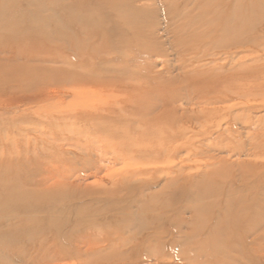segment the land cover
Returning <instances> with one entry per match:
<instances>
[{"label":"bare ground","instance_id":"6f19581e","mask_svg":"<svg viewBox=\"0 0 264 264\" xmlns=\"http://www.w3.org/2000/svg\"><path fill=\"white\" fill-rule=\"evenodd\" d=\"M140 1L143 0H0V44L7 46L8 42L11 47L25 50L68 49L76 53L80 64L118 51L132 53L134 61H137L155 48L152 37L155 24L150 21L152 16L146 6L135 5ZM158 1L165 10L166 0ZM257 1L188 0L189 4L179 15V24L174 26L184 53L196 64L212 65L220 61L226 64L214 71L196 70L193 73L196 82L193 85L182 84L187 87L188 93L202 92L201 99L205 100L196 105L191 113L183 112L186 115L183 121V116L179 117L169 108L161 109L159 106L161 101L168 105L174 100L173 96L159 93V101L156 99L153 102L145 94L146 90L134 83H129L131 94L121 97L118 81H103L104 84L99 85L101 90L98 89V97L101 98L93 104L83 100L86 97L84 92L76 91L78 88H90L85 85L73 87L72 98H75L70 100V97V101L67 99L69 102L62 99L63 96L50 97L45 90V94L35 90L36 93L26 98L31 86L36 83H76L81 80L82 73L70 65L63 73L45 64H21L11 69L7 79L16 81L20 92L26 96L12 101H5L7 98L3 100L2 97L0 110H8L12 103L24 100L21 106L30 105L28 109L39 118L35 129L31 127L33 133L37 128L44 131L48 126H57L61 132L56 137L51 134L46 138L38 132L41 134L39 137L45 139L39 146L40 154L32 153V156L40 160L37 167L43 173L33 185L34 189L27 191L20 187V194L15 198L0 195V218L3 207L9 202L17 203L15 208L21 211L5 225L6 231L0 227L1 250L15 252L11 242L16 244L22 238H31L24 236L23 229L35 233L39 207L51 197L43 190L57 182L53 180V171H60L58 166H65L64 163L70 161L67 153L73 151L80 169L75 172L72 169L73 174L65 176L66 168L62 166L63 176L59 171V174H54L59 178L60 185L68 184L69 180L72 184L76 181H83L84 184V181L94 177L97 180L95 183H110L113 187L115 183L122 186L129 183H126L127 179L137 178L143 181L144 186L138 191L137 199L130 202L129 209L122 213L124 217L112 224L98 226L89 222L63 235L59 234V230V233L50 230L45 238L29 246V253L35 255L42 251V254L53 256L74 252L76 255L86 253L103 258L115 257L120 261L134 258L138 262L143 258L147 261L170 258L185 264H264V152L259 151L264 148V118L252 116L264 108V85L261 83L264 72L256 67L259 54L252 59V64H246L249 61L247 54L258 53L257 50L264 46V11L257 7ZM69 61L70 64L74 62ZM211 88L213 96L209 99L207 96ZM82 95L85 97H79ZM11 107L12 111L19 108ZM8 119L6 122H9ZM181 123L214 128L218 134L210 137V145L217 151H222L224 146L227 149L225 160L219 162L225 168L227 184L222 200L217 201L213 197L217 191H214L209 178H181L179 163L175 162ZM74 125H83L87 131L82 135L73 133L71 128ZM24 126L18 128L24 129ZM238 128L244 131L243 140L237 132ZM32 130L27 129L30 133ZM102 138H107L108 143ZM107 144L113 156L112 162L107 163L116 167V164L123 165L120 172H112L113 166L107 167L97 156ZM129 148L138 151L132 154ZM12 150L15 152V148ZM243 156L253 158L240 160ZM149 158L152 161L147 160ZM159 162L165 164L161 169L163 189L183 182L191 192L186 202L179 204L178 214L170 218V227L166 230L160 227V223L171 204L159 199L157 193H147L150 191L147 183L153 179L150 171ZM139 166L143 167L135 171ZM218 170L214 168L213 175L217 176ZM103 172L104 177L97 179ZM113 187L104 189L105 193H111ZM118 192V189L113 190V193ZM96 241H100L103 247L90 251ZM62 242H66V246ZM2 255L0 264H5Z\"/></svg>","mask_w":264,"mask_h":264},{"label":"rangeland","instance_id":"374dc122","mask_svg":"<svg viewBox=\"0 0 264 264\" xmlns=\"http://www.w3.org/2000/svg\"><path fill=\"white\" fill-rule=\"evenodd\" d=\"M187 3L188 0H166L165 10L162 9L158 0H143L142 2L140 1L135 3V5L137 6L141 5V7L142 6L147 7V11L152 16L150 21L153 24H155V28L153 30V35H152L155 42V48L153 50H150V52L147 55H144L145 58L144 56L142 57L140 56V58H138L137 61H134V57H133L134 55H132V53L130 54L129 52L118 51V53L115 54L111 52L108 55V57H95L90 61L87 60L88 61L87 64H80L79 62L81 60L76 59V53L75 52L72 53L68 49L25 50L24 48H20V47H11L10 44H8V42H7V46H3L1 43L0 44V101L2 100V97L3 100L7 98V100L5 101H10V99L11 101L12 99L13 100L20 99L21 97L24 98L25 94H22L20 92V86L18 85V83L12 79H7L6 77L9 74V71H11V69L21 64H31V66L35 64H45L47 67H52L55 69V71H58L59 73H63L67 71L68 66L70 65L71 68L76 67L75 69H77L80 73H82L81 80L78 79L79 80L78 82L71 84L70 83L68 84L66 82L65 83L60 82L61 84L49 83L48 85L36 83L35 85H33L34 87L31 86L30 90L26 94L27 96L25 95L26 98L28 97V95L36 93L38 90H40V92L42 93H44L45 90L48 91L47 95L49 94L50 97L52 96L54 98L57 97L62 98L63 96L62 99H65V101L67 99L69 100L71 97L70 100H72L73 98H75V97L72 98V96H74L73 87H76L78 85H82V86L85 85L90 87L87 88L89 89V92L87 89L81 90L80 88H78V90L76 91L77 93L84 92L86 97L84 95L79 97H85L83 98V100H85L86 102L89 101L90 104H93L98 102L101 98L98 97L100 96L98 94L100 93L98 89L101 90V88H99L100 84L103 85L104 83H110L111 81H118L117 83H119L120 85L118 87V92L120 93L121 97H123V95L126 96L128 94H131L128 90L130 89L129 83L130 84L134 83V84H139L140 88H144L146 90V91L144 90L145 94L147 93V95H149V97L152 98L153 102L157 98H160L157 96L159 93L160 94L167 93L168 95L166 97L173 96L174 100L170 102L168 105L163 104V101H161L159 106L161 109L169 108L170 110L174 111L179 117L183 116L184 118H182V121L185 120L186 115H184L185 113L183 114V112L186 113L188 112L187 114L191 113V111L195 109L196 105H198L200 102L205 100L201 99V94H203L201 91H200L201 93L199 94L194 93L192 91L188 93L186 89L187 87H183L182 84L193 85L196 82V76H194L193 74L196 70L207 69L210 71H214L217 68L223 67L226 64L224 61H220L212 65L203 64V63L196 64L195 62H192L190 60V57L187 55V53H184L182 49L183 46L180 42L179 36H177V34L175 33L174 26H177L179 24L178 23L180 17L179 15L180 13L183 12L184 8L187 7L186 5ZM256 4L259 9H262L264 11V0H259L256 2ZM191 5L192 2L190 6ZM0 19H1V15H0ZM257 51L258 53L249 52L247 54L249 56L248 57L249 61H247L246 64L247 65L252 64V59H254L255 56L259 54V58L256 59L255 61V63H258L256 67L259 66L260 68H262V71L264 72V46H262ZM88 52L91 53V51ZM151 54L154 56H152ZM69 60L74 61L72 62L74 64L72 63L70 64ZM261 83L262 85H264V81H262ZM64 90L68 92H64ZM58 91H60V93ZM70 91L71 93H73L72 95ZM65 93L66 95H64ZM68 93H70V96ZM212 93H213V88H211V92H209L210 95H208L207 98L213 96ZM157 100L159 101V99ZM23 101L24 100L22 101L18 100L15 103H12V105L8 106V110L7 109L0 110V121H1L0 148H2L0 149V195H2L1 197L4 196H8L9 198L18 197L17 195L20 194L19 191L20 187L24 188L27 191L34 189L33 185L35 184L39 176L43 173V170L37 167L39 166L38 163H40V160L35 159L32 156V153L33 154L37 153L38 155L40 154L38 150H40L41 147L39 146L43 144L44 142L43 140L46 138L45 137L46 135L50 136L52 134L51 136L56 137L61 132V128L57 126H53L54 128L48 126V128L46 127L44 131L42 129H40L39 131V129L37 128L36 129L37 131L34 130V133H36L34 134L32 129L33 128L35 129L36 126L35 122L36 120H39V118L36 116L35 113H33L32 110L28 109L30 105L24 106V108L27 107V109H24L23 106H21ZM11 106H18L20 109L13 108L14 109L13 112ZM15 111L19 114L15 113ZM252 116H254V118L256 117L264 118V108L263 110L258 111ZM7 119L9 120V122L8 121L6 122ZM15 124H17L18 126L21 125L22 128L23 125H26V127L24 126V129H22L21 127L18 128V126L17 125L15 126ZM26 128L29 131L32 130V132L30 133L29 131H27ZM71 129L73 133L76 134L79 133L80 135L84 134L87 131V128L83 127V125L82 126L74 125L72 126ZM38 132L43 134L45 138H43V136L42 138L39 137L41 136V134ZM237 132L241 134L240 139L243 140L244 131L241 129L239 130L238 128ZM216 134L218 133H216L214 128H209L206 126L203 127L195 123L194 124L191 123L187 125H183L181 123V132H180L181 141L179 140L178 143L179 144L177 148L178 157L176 158L175 162L179 163L181 178L184 179L202 178L203 180H207V178H209L208 180L212 181L211 183H213V185L211 186L215 188L214 191L215 190L217 191V194H215L213 197L217 198L218 201V199L222 200L223 195L227 188L226 179H224L225 168L222 163L219 164L221 160H225L227 156L226 153L227 149L225 148V146L224 149H222V151H217L216 148H212V146L209 143V140L210 137ZM20 136L22 137V139ZM4 138L7 140H5ZM25 138L26 140H24ZM36 140L38 143L36 142ZM104 140H105L104 142L108 143L107 138H105ZM48 141L51 140L48 138ZM23 144L26 146L25 148ZM11 145H13V147L15 148V152L12 150L14 148H12ZM17 148H19L20 150ZM110 149L111 147L107 144V146L101 148V152L97 154L99 159L102 160L106 166L109 165L107 161L111 163L112 162L111 158H113L112 154L109 152ZM263 149L264 148L262 147V149L259 151L264 152ZM26 151L28 152L27 154ZM128 151H130V153L133 154V152L138 151V149L129 148ZM67 154L69 155L68 157L70 158L69 159L70 161L65 162L64 163L65 166L62 164L58 166L59 168L57 167L58 169H60V171L59 170L58 171L62 176L63 173L61 172V169L63 167L64 169L66 168L64 173L65 176H70L71 173L73 174V172H75V170L80 169V166L78 165L79 163H77L74 160L73 151L68 152ZM108 156L111 157L108 158ZM249 158L251 159L253 157L243 156L240 158V160H247ZM147 160L152 161L150 158ZM116 165L117 167L112 165L113 166V168L111 169L112 172H120V169L124 167L121 164H116ZM164 165L165 164H163L162 162H159L158 164L155 165L153 171H150L151 174H153V179L151 180L150 183H147V187L150 190L147 193L148 194L157 193L158 195H160L159 199L166 200L171 204V206L165 211L166 213L165 217L161 220V223L159 222L160 227L166 230L170 227V223H171L169 222L170 218L171 217L173 218V215L178 214L177 211L179 204L182 202L184 203V201L186 202L191 192H189L190 189L186 185V183L183 182L173 187L163 189L162 187L163 178H161L163 176L161 173V169L162 167H164ZM142 167L143 166H139L136 168L132 167V168H135L136 169L135 171H137V169H141ZM212 168L219 169L217 172V176L213 175ZM205 169L207 171H205ZM56 171L55 172L53 171L52 175L54 176L53 180L57 182L54 185L48 186L46 190H43L51 197L49 198V200L43 203L41 207H39L40 214H37L38 216L40 215L39 223L37 227L34 228V230H36L37 232L36 231L35 233L29 232L23 229V231H25L24 236L26 237L29 236L31 238L29 239L22 238L21 241L19 242L17 241L16 244L15 241L11 242L12 244L11 246L15 247L16 249L15 252H3L1 250L2 248L0 247V255L3 254L2 256L4 257V260L6 262V263L5 262L2 263L5 264H185L183 261H177L175 259L172 260L170 258L164 260L161 259L159 261L156 260L147 261L145 258H143L142 260H140L141 262L140 263L134 258H128V261L127 259L120 261L115 257L103 258L97 255L89 256V254L87 255L86 253H84L85 255L83 254L84 256L76 255L74 252H70V254H65V255L60 254L53 256L50 254H42L41 253L42 251L38 254L36 253L37 256H35L36 254L33 255L32 252L29 253L28 252L29 246L32 247V245L34 243H37L39 239L45 238L47 236L48 231L50 230H56L57 232L59 230L60 233L59 232L58 233L63 235L64 233H69L70 230L74 231L77 228L88 224L89 222H90L89 224L98 225V226L104 224L107 225L112 224L113 221L115 222L117 219L124 217V214L122 213L127 211V209H129L128 206L130 202L137 199L139 193L138 191L142 186H144L143 181H140V179L137 178L129 179V180L127 179L126 183L128 182L129 183L128 184L123 183L122 186L120 185L121 187L116 186L115 183L113 187L112 185H110V183L108 184L95 183V181L97 180L94 177L87 179L86 180L87 182L84 181V184L83 181H76L72 184V182L69 180L68 181L69 183L67 182L68 184L60 185L59 184L60 182H58L57 180L59 178H56L55 177L56 175H54V174H59V172ZM100 175L99 177L97 176V179L100 178L102 179L105 175V172L101 173ZM91 180L93 182H91ZM198 186L199 188L201 187L200 184ZM109 187H113L112 192L106 194L104 189ZM116 189H118L119 192L113 193V190ZM78 196L81 197L79 198ZM15 205L17 206V203L9 202V204H6V206L3 207L2 217L4 218L2 217L0 218V227L4 231H6L7 229L5 228V225H7L9 221H11L12 216L14 217L16 214L21 212L18 211L17 208H15ZM111 208H113V210H111ZM37 233L38 235L35 236V234ZM62 243L66 246V242H62ZM102 245L103 244H101L100 241H96L90 251H95L97 250V248L103 247Z\"/></svg>","mask_w":264,"mask_h":264}]
</instances>
